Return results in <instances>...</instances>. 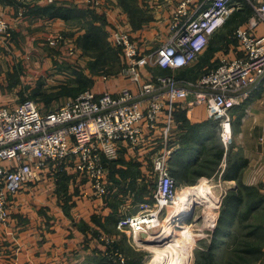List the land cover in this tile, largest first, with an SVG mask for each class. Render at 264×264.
I'll list each match as a JSON object with an SVG mask.
<instances>
[{
    "label": "built area",
    "instance_id": "1",
    "mask_svg": "<svg viewBox=\"0 0 264 264\" xmlns=\"http://www.w3.org/2000/svg\"><path fill=\"white\" fill-rule=\"evenodd\" d=\"M248 1L258 3L247 24L234 30L240 55L220 56L213 68L196 78L154 75L150 70L180 71L191 66L230 15L243 8L242 0H178L170 18V35L155 52L142 53L130 31L115 27L111 41L121 51L122 73L130 83L117 91L86 89L45 112L31 99L14 106L2 104L0 85V225L12 216L13 197L48 171L72 168L90 183L91 195L103 202L109 198L110 164L124 153L139 158L148 149L154 150L156 188L151 199L141 202L134 214L122 215L116 226L129 229L136 239L153 236L152 230L162 225L160 218L180 191L171 168L178 111L183 108L190 115L196 105H204L208 117L219 121L227 148L233 136L231 112L264 84V0ZM84 2L94 9L103 4V0ZM11 37L10 22L0 17V42L6 45ZM47 40L52 47L64 46L69 57L79 52L77 45L65 43L62 33ZM110 79L103 76L105 81ZM99 238L107 246L113 242L102 234ZM106 253L110 260L128 264L119 249L108 248Z\"/></svg>",
    "mask_w": 264,
    "mask_h": 264
},
{
    "label": "crops",
    "instance_id": "2",
    "mask_svg": "<svg viewBox=\"0 0 264 264\" xmlns=\"http://www.w3.org/2000/svg\"><path fill=\"white\" fill-rule=\"evenodd\" d=\"M177 1L103 0L102 8L94 9L89 7L84 0H56V3L71 4L76 10L82 12L79 17L64 20L43 17L34 12L47 4L45 0H0V17L8 20L12 26V37L9 42L6 45L0 42V85L4 90L2 104L16 105L13 101L14 97L11 95L24 89H21L23 85L20 83V66L25 69L24 63L27 62L20 54H27L25 58L32 56L33 61L35 60L39 64L44 56L48 58V55L53 53L50 49L55 46L49 47L47 44H43L41 38L46 39L56 33H62L71 44L77 45V39L84 36L92 26L100 25V22H103L101 24L105 26L109 36L115 27L123 24L124 26L121 27L131 32L142 53L155 52L170 35L169 21ZM148 6L152 9L151 15H149ZM20 11H24V14L20 15ZM116 19L120 23H115ZM154 22L157 29L155 33H160L163 37L159 46L155 48L147 45V40L155 34L153 31ZM221 32L224 30H219L213 35L207 50ZM138 36L148 39L142 42L136 39L139 38ZM55 49L64 51L65 47L57 46ZM207 50L205 52L209 51ZM227 51L225 53L219 51L215 55L218 59L222 55L233 58L241 53L237 41ZM42 55L44 56L42 57ZM3 59H6L8 63H4ZM11 60L18 66L10 63ZM68 62L74 63L71 60ZM47 69L49 68L47 67ZM41 70L44 69L41 68ZM166 70L156 67L150 71L156 75ZM147 72L145 73L147 74ZM110 80L101 83L94 91L102 92L106 89L117 91L130 84L128 79L117 83H112ZM256 88L253 89L252 97L247 100V107H245L244 101L241 106L232 111L233 122L234 119H237L234 129L235 145L239 146L230 149L231 162L225 159L224 167L222 166L220 175H218L219 185L222 189L220 194L222 201L232 190L241 188L246 198L241 211L245 212L248 208L247 205L254 204L252 207L250 206V210L248 209L247 217H255L258 215V211L264 209V199L259 201L257 198V196L264 197V84ZM17 99L19 100L20 97L17 96ZM240 108L241 110H238ZM178 122L179 126L172 142L174 149L172 167L176 169V172L172 169V173L177 179L178 173L187 171V167H192L193 153L197 152L204 143V133L202 134V132H206L205 129L212 130L209 132L210 134L207 133L210 135L208 140L217 139L218 142H221L219 121L208 117L204 105H196L190 115H187L185 109H180ZM212 132H217V135ZM176 144H178L177 147ZM176 148L179 150L176 151ZM124 155L125 157L122 158H131L133 162L140 160V158L135 159L130 155L128 157L127 153ZM120 158L115 163L120 161ZM139 162V168L143 170V174L139 176L138 173V176L132 178H134V183L142 185L143 179L145 180L146 162L143 160ZM125 163L126 161L123 160L122 165ZM226 169L230 173L231 178L229 179L223 178ZM61 175L66 179L59 192L58 185L59 182H62L59 179ZM67 175L70 176L67 177ZM110 180L112 186L113 180L111 178ZM130 189L136 190L137 188L130 187ZM80 190L84 192L85 201L79 199L82 194L78 192ZM91 190L90 183L78 176L70 167L58 171H48L42 174L39 180L26 185L12 199L11 218L6 224L0 225V264L80 263L84 255L92 253L89 247L91 243L87 242V235L83 234L80 227L82 226L83 230L92 228L90 219L93 214L97 215L95 218L99 225L108 218H115L117 225L118 219L122 215L127 216L135 213L131 210L127 212L126 208L131 207H126L119 213L114 210L116 212V217H114L111 210L104 207V202L99 198L92 200ZM112 195L114 201L115 195H119L120 199L122 194L119 193L118 188H114ZM255 195L257 196L255 197ZM127 200L129 199L124 201ZM240 216L242 215L239 214L234 220L232 227L238 224L237 219L242 220ZM78 217L80 218L78 219Z\"/></svg>",
    "mask_w": 264,
    "mask_h": 264
},
{
    "label": "rangeland",
    "instance_id": "3",
    "mask_svg": "<svg viewBox=\"0 0 264 264\" xmlns=\"http://www.w3.org/2000/svg\"><path fill=\"white\" fill-rule=\"evenodd\" d=\"M245 1L246 4H244L245 6L242 11H234L230 15L227 24L222 28L224 32L216 36L212 46L208 49L209 51L206 49L208 52L204 51L200 54L201 56L199 55L196 62L185 69L180 71L166 70L163 71V73L171 74L181 79H193L213 68L219 62V59L215 55L216 52H228L227 50L236 44L234 30L236 27L244 25L249 20L253 14L254 6L258 3V1H252V3L248 0ZM147 8L149 15H151L152 9H150L149 6ZM101 23L103 22H100V25H98L99 33L88 38L89 40L93 39L90 43L88 41L86 44L87 37H80L79 40L77 39L80 48L75 57H69L64 51L57 50L54 47L50 49L53 53L49 54L48 58L42 55V57L44 56L43 60L37 64L35 60L33 61L32 56L25 58L27 54H20L27 63H24L26 65L25 69L20 66V83L23 85L21 89H24L20 92L16 91L11 95L14 97V100H12L15 104L26 99H31L41 106L42 111L46 112L60 106L63 101L69 97L76 96L86 89L94 90L97 86H100L101 83H106V81L103 80V76L110 77L112 83L125 81L127 78L122 73L124 61L121 56V51L114 46L111 41V36L108 35V31ZM115 23H120V21L116 19ZM121 26L124 25L121 24ZM156 30V23L154 22V33ZM161 35L160 33H155L150 36L149 39L141 36H138L139 38L136 39L142 42L148 39L147 45L155 48L159 46V43L163 40ZM64 38L68 41V38L65 36ZM41 42L52 47L48 43L47 38H41ZM67 43L70 44L69 41ZM68 60L74 63H69ZM3 62L8 63L6 59H3ZM10 63L16 64V62L12 60ZM47 67L49 69H47ZM41 68L44 70H41ZM17 96L20 97L19 100ZM245 103V107H247V100H245ZM238 110H241V108ZM232 113L233 112H231V114ZM236 123L237 119H234L232 142L229 143L227 148L224 146L222 140L221 142H218L217 139L208 140L207 138H209L210 135L207 133L212 130L205 129L206 132H202V134L204 133V143H202V146L197 152L193 153L194 158L191 161L192 167H187V171L178 173L179 193L181 191H188L189 194L192 195V198H190L192 204L191 207H189V204L183 208L179 207L176 211L177 219L174 221V228H172L175 229L178 235V240L174 244L176 257H178L176 263L209 264V260L211 264H264V209L258 211V215L255 217H246L244 219L240 216L242 220L237 219L239 222L236 226L232 227L231 235L229 237H223V239L221 238L222 241L218 244V247L213 251H209V249H211L212 233L222 208V198L220 197L222 189L219 185L220 181L218 175H220L221 168L222 166L224 167L225 159H227L225 157L223 161L217 164L216 153L220 148H224L227 152L230 151L232 147L239 146L235 145L236 139L234 129ZM212 133L214 134L215 132ZM215 135H217V132ZM232 151L235 153L233 149ZM153 154L154 150L148 151L147 149L143 151V154L139 157L140 160H136V162H133L131 158H122L125 157L124 155L121 156L120 161L110 164L109 177L113 180V185L110 187L108 197H111L114 188H118L119 193L122 195L120 199L118 198L119 195H115L114 201L113 195L111 198L103 199V205L104 207H108L109 211L111 210L114 217H116V212L114 210H117L119 213L124 208L131 207L126 208L128 209L126 211L128 212L131 210V212L134 213L140 208L139 205L141 202L151 199V193L156 188L151 163ZM128 157L130 156L128 155ZM123 160L126 161L124 165H122ZM141 160L146 162L145 180L143 179L142 185L134 183V178H132L138 176V173L139 176L143 174V170L139 168V161ZM68 176L70 175H67V177ZM72 176L74 177V175ZM63 178V175L59 177V179L62 180L58 185L59 192L62 190L65 183L66 178ZM199 184L211 186L212 196L209 198H197V196H194L193 190L195 186ZM130 187H136L137 189H130ZM78 192L82 193L80 194V201H85L86 197L83 194L84 192L81 190ZM251 192L253 193V191ZM256 196L257 195H255V197ZM91 197H93V201L97 199L95 196ZM257 198L258 200H263L262 197L259 198L257 196ZM125 199L129 200L125 202ZM241 208L242 205L240 211ZM172 209L173 205L164 212L160 218V223L164 222ZM185 212H188L189 216H181ZM241 213L243 212L241 211ZM95 217L97 218V215L93 214L90 219V226L92 228L83 230V227H80L83 234L87 235V242L91 243L89 247L92 253L84 255L82 261L80 263L77 262L78 264H118L107 258L106 251L108 248H113L115 252L119 249L126 256L129 264H155L151 263L150 260L157 251L156 249L161 248L160 244H163L166 240L163 242H149L144 241L146 239L142 238L136 239L129 229H118L115 218H108L103 224L99 225ZM79 218L80 217H78V219ZM189 228L191 229V234L188 233ZM161 231V226L154 228L152 230L153 236L154 233L160 234ZM100 234L112 239L113 242L108 246L105 245V242L101 241L99 238ZM83 239L85 240V238ZM165 245H167V243ZM171 253L172 251L169 250L168 253L163 255H170ZM179 253L180 256L178 255ZM163 255L159 256L156 264H166V262H161L163 261Z\"/></svg>",
    "mask_w": 264,
    "mask_h": 264
},
{
    "label": "trees",
    "instance_id": "4",
    "mask_svg": "<svg viewBox=\"0 0 264 264\" xmlns=\"http://www.w3.org/2000/svg\"><path fill=\"white\" fill-rule=\"evenodd\" d=\"M242 3L244 5V4H246V1L242 0ZM244 6L241 9V11L244 9ZM34 12L40 16H43V17L61 18L64 20H69L71 18L79 17L80 14L82 13L81 11L76 10V8L73 7L71 4H59L56 2L47 3L46 5L41 6L38 9H36ZM236 12H240V11H236ZM226 24H227V22H226ZM97 33H99L98 26H96V27L92 26V28L89 29V31H87L84 36H82V37H87L86 44L88 43V41L90 43L93 40V39L89 40L88 38H91L92 36L97 35ZM79 46H80V44L78 43L77 47L80 48ZM73 97H75V96H73ZM69 98H71V97H69ZM225 156L227 158V161L231 162V156L229 154V151L226 152L224 148H220L219 151L216 153L217 164H218V162L220 163L225 158ZM171 162H172V159H171ZM172 166H173V162L171 163V168L176 172V169L173 168ZM223 178L224 179L231 178L230 173L227 169L223 173ZM261 197H262V199H264L263 196H261ZM245 200H246L245 194L243 192V189H241V188H239L238 190H232L223 199L222 208H221L220 214L217 218V224H216L215 229L212 233V237H211L212 243L210 245L211 249H209V251H213L216 247H218V244L221 243L223 237H229L231 235V227L233 226V222L239 214H241L244 219L247 217L248 212L250 210L249 209L250 206L252 207L254 204L247 205L248 206V208H246L247 210L245 212L241 213L240 207L245 202ZM259 201H261V199H259ZM249 202H251V201H249ZM257 204H258V202H257ZM210 262L211 261L208 260L209 264H211ZM128 264H129V262H128Z\"/></svg>",
    "mask_w": 264,
    "mask_h": 264
},
{
    "label": "bare ground",
    "instance_id": "5",
    "mask_svg": "<svg viewBox=\"0 0 264 264\" xmlns=\"http://www.w3.org/2000/svg\"><path fill=\"white\" fill-rule=\"evenodd\" d=\"M193 195L197 196V198H209L210 196H212L211 186H204L202 184H199V185L195 186V189L193 190ZM190 198H192V195L189 194L188 191H181L179 193V195L177 196L175 203L173 204L172 211L169 212V215L167 217L165 216L166 218L161 225V227H162L161 233L159 235H156V236H150V238L146 239L149 242H163L164 240H166L163 244H160L161 248L156 249L157 251L155 252V254L153 255V257L150 260L151 263L156 264V261H158L159 256L163 255L165 253H168V251L170 250V251H172V253L170 255H163V261H161V262H166V264H172V263L173 264H180L178 262L176 263V259H178V257H176V249L174 247L175 242L178 240V235H177L175 229H172V228H174L173 224H174V221L177 219V217H176L177 209L179 207L183 208L184 206H188L187 204H189V207H191L192 201L190 200ZM181 216H183V217L189 216V213L185 212ZM188 233L191 234L190 228L188 230ZM166 243H167V245H165ZM178 255L180 256V253ZM163 264H165V263H163Z\"/></svg>",
    "mask_w": 264,
    "mask_h": 264
},
{
    "label": "water",
    "instance_id": "6",
    "mask_svg": "<svg viewBox=\"0 0 264 264\" xmlns=\"http://www.w3.org/2000/svg\"><path fill=\"white\" fill-rule=\"evenodd\" d=\"M144 241H147V240H144Z\"/></svg>",
    "mask_w": 264,
    "mask_h": 264
}]
</instances>
